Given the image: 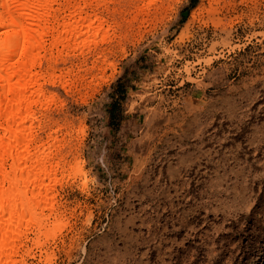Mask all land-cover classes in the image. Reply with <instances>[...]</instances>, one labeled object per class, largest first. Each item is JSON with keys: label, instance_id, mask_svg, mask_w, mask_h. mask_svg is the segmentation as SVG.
Masks as SVG:
<instances>
[{"label": "rangeland", "instance_id": "1", "mask_svg": "<svg viewBox=\"0 0 264 264\" xmlns=\"http://www.w3.org/2000/svg\"><path fill=\"white\" fill-rule=\"evenodd\" d=\"M56 1L106 21L43 36L54 202L12 264H264V0Z\"/></svg>", "mask_w": 264, "mask_h": 264}, {"label": "bare ground", "instance_id": "2", "mask_svg": "<svg viewBox=\"0 0 264 264\" xmlns=\"http://www.w3.org/2000/svg\"><path fill=\"white\" fill-rule=\"evenodd\" d=\"M84 1L85 0H83V3L85 4ZM52 2L57 3L58 1L0 0V264L13 263L12 257L18 253L17 244L20 243L22 227L29 226L34 221L38 224H43L44 222L48 224L47 219L51 216L53 209V196L49 194L51 188L54 187L53 185L55 184L52 181H56V179L47 178L48 181H45L44 177H49L48 173H50V171L54 172L57 170L56 165L59 161H56V159L55 161L52 160L53 162L47 160V158H49V150L47 149L48 151H44V149L49 147L43 146L44 144H39L38 136L32 132L31 126V121L35 117L33 104L39 101L40 96L44 93V89L39 80V78H41L40 76H42L40 73V71H42L40 70L42 55L39 50L42 49L41 47H45V45L42 46L43 36L53 30H57L59 26V33H56L61 37L59 38V35L56 37L52 35L55 43L53 44L52 40V43H50L51 45L56 44L57 41H55V39L57 37V40L60 39L63 42L64 40L71 39L72 43V39L84 36L89 30H91V35L94 37L90 35L91 37H89V40L87 36L86 38L87 42H91V40L93 41L98 35L99 30L97 29V34L93 35L95 34L93 32V30H95L94 26L97 28L102 27L100 26L102 24L100 21L103 18L97 21L96 18L99 17L98 15V17H95L93 13V18L95 17L94 21H97V26L96 24L91 25L93 24L91 18L89 20V17L85 18V15L79 14L80 11H82V9L79 10L80 7L85 5L79 3L78 5L82 6L78 8H75L77 3L74 5L75 7L73 6L74 8L71 5L73 9H71V11L68 9V16L63 14L57 17L55 16L56 14H51V10L54 8H51ZM69 2L71 3V1ZM90 2H88V4ZM92 5L93 4H91V6ZM88 6H90V4ZM57 7H59V5ZM57 10L60 11V9ZM54 11L56 10L53 9V13ZM74 13L77 14V19H75L76 17L74 18ZM87 13L89 14L88 16L92 14V12L88 11L84 14L87 15ZM58 14L61 13L58 12ZM65 17L69 18L65 19ZM105 21L103 22L102 20L103 23H105ZM83 38L84 40H81L80 43L83 44L82 42L84 41L86 45V38L82 37V39ZM75 41H77V39H75ZM49 42H51V39ZM58 43L60 48H62L63 46H61L60 42ZM58 43L56 45H58ZM67 43L69 44L70 42ZM97 43H93V45ZM84 44L82 45L83 49L85 46ZM63 45L67 49L66 44ZM47 46L49 47L48 49L51 48L49 44ZM76 46L77 44L71 46L73 47V49L71 48V53H73V50H76ZM88 47L90 48L92 46L88 45ZM60 48L59 51H62ZM78 48H82L79 43ZM55 49H58L57 46ZM66 49L63 51L66 52ZM49 51L51 52V50ZM80 52L82 51L79 50V53ZM53 54L51 55L52 57ZM49 56L50 55L46 57V60L50 58ZM50 60L52 59L50 58ZM66 71H69V69ZM64 73L66 72L64 71ZM68 73L66 74L67 77ZM51 96L50 94V97ZM52 99H54V96L53 98L51 97V99L49 98V101L47 99L45 106L49 105ZM50 181L53 184L50 183ZM45 208L49 210L46 214L43 212ZM54 218L55 214L53 215V219ZM20 245H22V243H20Z\"/></svg>", "mask_w": 264, "mask_h": 264}]
</instances>
